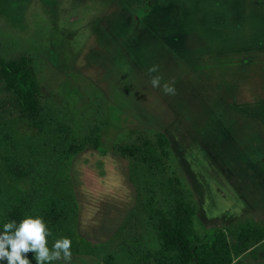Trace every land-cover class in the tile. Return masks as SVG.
Listing matches in <instances>:
<instances>
[{"label":"rangeland","instance_id":"1","mask_svg":"<svg viewBox=\"0 0 264 264\" xmlns=\"http://www.w3.org/2000/svg\"><path fill=\"white\" fill-rule=\"evenodd\" d=\"M21 55L40 117L0 73V225L40 216L49 247L68 237L45 264L166 259L170 181L200 238L264 226V0H0V58ZM235 261L264 264V240Z\"/></svg>","mask_w":264,"mask_h":264},{"label":"trees","instance_id":"2","mask_svg":"<svg viewBox=\"0 0 264 264\" xmlns=\"http://www.w3.org/2000/svg\"><path fill=\"white\" fill-rule=\"evenodd\" d=\"M0 73L5 82L7 91L15 98L22 113L39 118L40 111L36 94L39 84L30 65V59L21 55L13 59L0 58ZM157 144L161 149L162 159L169 157L166 151L169 141L165 134H156ZM142 152L141 147L126 146L123 152L135 155ZM159 154L152 159L158 160ZM166 184L171 195L173 206L167 215L158 212L156 229L162 241V250L167 257L156 264H238L235 259L248 251L254 244L264 240V226L254 224H241L236 232V242L229 241L222 229H214L211 237L200 238L194 228V216L198 212V204L176 189ZM183 193V194H182ZM31 264H35L31 262Z\"/></svg>","mask_w":264,"mask_h":264},{"label":"clouds","instance_id":"3","mask_svg":"<svg viewBox=\"0 0 264 264\" xmlns=\"http://www.w3.org/2000/svg\"><path fill=\"white\" fill-rule=\"evenodd\" d=\"M153 86L157 79H153ZM165 91H171L165 88ZM49 229L40 216H25L19 222L14 220L0 225V261L4 264H45L63 258H70L71 240L68 237L55 239L51 247L48 246L46 237ZM32 252L31 259L25 255Z\"/></svg>","mask_w":264,"mask_h":264},{"label":"crops","instance_id":"4","mask_svg":"<svg viewBox=\"0 0 264 264\" xmlns=\"http://www.w3.org/2000/svg\"><path fill=\"white\" fill-rule=\"evenodd\" d=\"M247 57V56H246Z\"/></svg>","mask_w":264,"mask_h":264}]
</instances>
